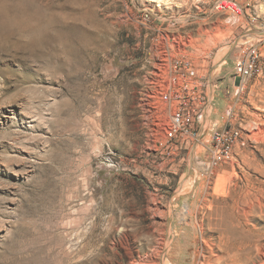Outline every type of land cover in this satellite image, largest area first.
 Wrapping results in <instances>:
<instances>
[{
    "label": "rangeland",
    "instance_id": "obj_1",
    "mask_svg": "<svg viewBox=\"0 0 264 264\" xmlns=\"http://www.w3.org/2000/svg\"><path fill=\"white\" fill-rule=\"evenodd\" d=\"M220 1L0 0V264H264V0ZM184 62L208 99L181 143Z\"/></svg>",
    "mask_w": 264,
    "mask_h": 264
},
{
    "label": "built area",
    "instance_id": "obj_2",
    "mask_svg": "<svg viewBox=\"0 0 264 264\" xmlns=\"http://www.w3.org/2000/svg\"><path fill=\"white\" fill-rule=\"evenodd\" d=\"M227 1H220L217 7L230 8L226 6ZM186 72L172 75L169 79V90L162 99L164 101H174L178 108L171 114V129L168 139L174 138L177 133H181L180 142L189 141L192 137L191 124L194 115L200 114L201 107L207 103V95L199 91V86L194 84L195 71L189 62L183 63ZM261 55L256 46H248L238 57L235 64V77L250 78V76H260L262 73ZM177 136V135H176ZM241 137L238 127L225 126L214 131L210 138L208 147L210 161L208 168H213L221 162L229 160L233 154L235 146ZM169 142V140H167Z\"/></svg>",
    "mask_w": 264,
    "mask_h": 264
},
{
    "label": "bare ground",
    "instance_id": "obj_3",
    "mask_svg": "<svg viewBox=\"0 0 264 264\" xmlns=\"http://www.w3.org/2000/svg\"><path fill=\"white\" fill-rule=\"evenodd\" d=\"M250 39H251V38H250ZM250 39H249V40H250ZM245 40L247 41V39H245ZM249 40H248V41H249ZM222 64H223V63H222ZM185 188H186V187H185ZM188 189H189V188H188ZM186 190H187V189H186ZM185 207H187V206H185Z\"/></svg>",
    "mask_w": 264,
    "mask_h": 264
}]
</instances>
